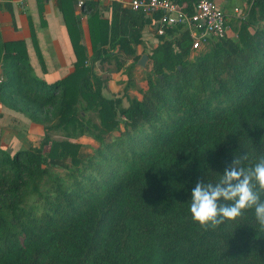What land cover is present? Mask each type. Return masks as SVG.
Instances as JSON below:
<instances>
[{"label":"trees","instance_id":"1","mask_svg":"<svg viewBox=\"0 0 264 264\" xmlns=\"http://www.w3.org/2000/svg\"><path fill=\"white\" fill-rule=\"evenodd\" d=\"M172 1L193 13L198 0ZM247 1L237 38L193 52L183 24L159 34V14L113 2L102 17L88 0L90 56L76 0H57L76 61L52 83L36 75L26 41L0 31V104L56 119L37 145L0 146V264H264L254 209L208 230L190 212L198 180L217 182L235 157L247 154V167L264 156V0ZM148 24L157 32L151 70L125 105L102 93L95 67L120 64L122 53L138 60ZM87 110L100 124L84 121ZM56 128L67 137L55 139ZM90 133L99 143L82 155L73 138Z\"/></svg>","mask_w":264,"mask_h":264},{"label":"crops","instance_id":"2","mask_svg":"<svg viewBox=\"0 0 264 264\" xmlns=\"http://www.w3.org/2000/svg\"><path fill=\"white\" fill-rule=\"evenodd\" d=\"M217 2L220 8L228 14L229 36L237 38V27L240 28L243 20H245L242 15L247 11L248 1L217 0ZM41 6L43 13L40 10L39 0H1L0 31L2 37L4 40L24 39L26 41L30 61L33 68H36L35 73L38 77L45 78L47 73L64 72L63 68L72 64V70L65 75L67 76L74 70L76 54L66 22L57 5V0H44ZM100 6L102 17H111V0L100 2ZM74 7L75 16L82 30V43L88 48L91 56L93 54L89 28L91 11L87 8L79 10L77 4ZM236 8L240 10L236 11ZM149 30L152 31L149 32ZM32 31L36 34L39 50L34 44ZM156 33L153 24H148L145 27L143 36L148 41L147 45L155 44ZM141 47L144 45L138 46L139 55H141ZM34 55L35 58L33 59ZM2 78V65L0 64V81ZM35 127L36 123L31 122L23 113L4 104L0 105V136L4 133L7 135L2 142L20 134L23 136L21 141L27 142V145L37 143L41 135L34 132ZM22 131L25 133L22 134Z\"/></svg>","mask_w":264,"mask_h":264},{"label":"clouds","instance_id":"3","mask_svg":"<svg viewBox=\"0 0 264 264\" xmlns=\"http://www.w3.org/2000/svg\"><path fill=\"white\" fill-rule=\"evenodd\" d=\"M247 159V154L235 157L217 182L198 180L192 189L191 216L205 230L215 229L225 220H235L246 210L254 209L259 230L264 231V156L245 167L243 162Z\"/></svg>","mask_w":264,"mask_h":264},{"label":"rangeland","instance_id":"4","mask_svg":"<svg viewBox=\"0 0 264 264\" xmlns=\"http://www.w3.org/2000/svg\"><path fill=\"white\" fill-rule=\"evenodd\" d=\"M241 15V14H240ZM152 30H149L151 32ZM239 33V28L237 27V32ZM152 47V44H148L146 47V50L144 51L145 47H141V56L142 54H148ZM140 56V57H141ZM122 61L120 64H118L114 59L112 60H106L104 63H97L95 69L97 73L100 75L102 80V87L101 91L102 93L110 98L118 99L120 98L123 102V104H127L129 101V98L132 97H141V92L145 85V79L147 78L148 72L151 70L150 60H148L147 67L144 68L142 65L138 64V60L131 56H127L126 54H121ZM35 58V55L32 57ZM69 64V63H67ZM72 64L66 65L63 70L64 72H58L47 75L45 74V79L49 82H55L58 79L64 77L67 73H69L72 70L71 67ZM36 68L34 67V71ZM69 69V70H68ZM85 103V101H83ZM1 105V104H0ZM6 106V105H5ZM8 107V106H7ZM79 108H82L83 105L78 104ZM10 108V107H9ZM85 120L86 123L93 125V124H100L101 118L99 115H97L92 110L84 111ZM26 118H28L31 122L36 123V127L34 132L41 135V138L45 134V125L52 124L53 122H56V119L53 118V122L48 121L46 123L36 122L33 121L30 117L24 114ZM42 120H45L46 116L42 115ZM25 131H22V134H24ZM53 137L55 139H63L67 137L62 128H56L55 130H52ZM7 135L4 133L2 136H0V146L11 148L10 150L14 153L18 149L21 148H28L29 145H27V142H22L23 139L22 135H18L15 137H11L10 140L3 141L4 138H6ZM108 137V136H106ZM40 138V139H41ZM39 139V141H41ZM72 139V138H71ZM38 141V142H39ZM73 141L81 143V154L82 155H88L90 154L93 149L98 145L99 140L95 137L93 133L82 135L80 137H74ZM37 143H32L34 145H37ZM40 143V142H39Z\"/></svg>","mask_w":264,"mask_h":264},{"label":"built area","instance_id":"5","mask_svg":"<svg viewBox=\"0 0 264 264\" xmlns=\"http://www.w3.org/2000/svg\"><path fill=\"white\" fill-rule=\"evenodd\" d=\"M87 1L76 0L78 9L85 10ZM111 2L142 11L152 18L159 14V34H164L165 28L183 24L189 29L193 39V52L205 47L211 40H219L229 36L228 14L220 8L217 0H198L193 13L183 10L179 4L172 0H111ZM246 7L247 11L242 15L243 19H246L248 15L250 4L248 3ZM239 10L236 8V11Z\"/></svg>","mask_w":264,"mask_h":264},{"label":"water","instance_id":"6","mask_svg":"<svg viewBox=\"0 0 264 264\" xmlns=\"http://www.w3.org/2000/svg\"><path fill=\"white\" fill-rule=\"evenodd\" d=\"M148 60H150L149 55L148 54H142V56L140 57V59L138 61V64L142 65L144 68H146Z\"/></svg>","mask_w":264,"mask_h":264}]
</instances>
